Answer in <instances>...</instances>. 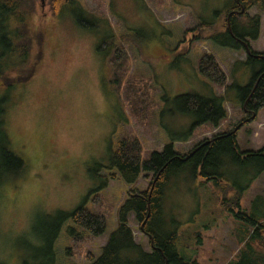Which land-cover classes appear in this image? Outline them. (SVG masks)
I'll use <instances>...</instances> for the list:
<instances>
[{
    "label": "rangeland",
    "instance_id": "obj_1",
    "mask_svg": "<svg viewBox=\"0 0 264 264\" xmlns=\"http://www.w3.org/2000/svg\"><path fill=\"white\" fill-rule=\"evenodd\" d=\"M33 1L35 9L23 27L31 36L34 32L36 44L40 37V54L34 45L33 74L10 89L5 100L3 126L23 170L1 185L0 262L88 264L116 227V210L128 192H141L149 183L139 175L128 185L108 168L118 140L138 138L141 156L147 159L185 135L191 134L174 143L175 150L186 152L198 140L232 129L245 117L239 88L258 67L247 61L245 49L212 37L224 30L232 0H74L60 16L62 4ZM247 12L252 16L258 10ZM77 16L85 23L79 24ZM259 20L258 37L247 39L253 51L264 52V11H259ZM110 34L120 57L107 65V46L99 47ZM224 34L216 38L226 41ZM203 54L212 55L225 85L199 72ZM183 92L211 99L219 111L222 103L219 125L197 123L196 114L185 110L178 97ZM0 94H5L1 80ZM259 120L264 121V114ZM257 121L258 127L263 124ZM247 135L243 132L239 139L241 148ZM221 172L232 184L227 193L188 164L170 177L162 195L163 218L177 232V252L199 264L233 260L253 230L249 219L264 221V171L253 178L249 167L227 163ZM101 175L108 178L105 185ZM238 190L236 206L227 198ZM79 206L104 217V232L95 235L70 216L59 217ZM137 224L130 212L133 239L149 251L148 237Z\"/></svg>",
    "mask_w": 264,
    "mask_h": 264
},
{
    "label": "trees",
    "instance_id": "obj_2",
    "mask_svg": "<svg viewBox=\"0 0 264 264\" xmlns=\"http://www.w3.org/2000/svg\"><path fill=\"white\" fill-rule=\"evenodd\" d=\"M54 1L62 4L58 15L64 7L69 8L74 3V0ZM252 7H256L258 13L251 16L247 11ZM34 9L33 0H0V80L5 90L4 95L0 94V190L3 182L19 175L23 170V160L10 149V141L3 125L6 93L14 86L24 83L34 72L31 51L34 45L40 43L39 36L42 35L40 32L36 34L39 37L36 44L34 32L31 36L28 28L23 27L24 19L30 16ZM259 11H264V0H232V4L225 10L224 30L212 35L222 45L245 49L247 61L257 64L258 68L253 72L250 82L239 88L241 108L245 117L228 131H218L210 137L198 140L186 152L175 150L173 143L169 142L163 144L160 150L152 151L147 159L141 156L142 146L138 138L125 136L119 139L115 150L109 155L108 168L115 170L128 185L134 183L139 175L149 178V183L141 192H128V196L116 210V227L101 246L100 254L90 258L88 264H199L179 255L176 249L177 232L175 229H169L163 218L162 195L170 177L186 165L192 164L194 169H199L206 177L205 181L212 180L225 191L226 188L222 184L230 188L232 184L222 181L225 179L220 171L223 165L232 163L249 167L253 178L264 171V145L257 150L242 151L236 144V133L240 126L254 119L258 110L264 107V52L253 51L247 39H255L259 35ZM14 21L18 23L13 25ZM77 21L79 24L85 23L81 16H77ZM89 23L96 22L91 20ZM236 27H241V32H238ZM219 33H225L226 41L216 38ZM114 40L110 34L101 44L103 46L99 47L101 49L107 46V65H112L120 57ZM110 45L112 47H109ZM38 52L39 47L37 54ZM198 70L211 81L225 85V76L212 55L201 56ZM179 98L185 110L196 114L197 123L210 120L214 125H219L220 118L224 115L222 103L219 104V111L211 99L199 95L182 94ZM114 176V172L109 174V177ZM101 177L105 185L108 178L106 175ZM240 194L241 190H238L227 199L239 206ZM224 200L226 198L222 197V203ZM130 212L134 214L138 230L148 237L149 251L144 250L141 244L133 239L132 229L128 225ZM61 216H70L75 224L95 235L104 232L106 227L101 214L91 213L80 206L59 217ZM242 216L245 217L244 214ZM59 217L53 222L56 229L50 241L57 233ZM249 220L253 224L252 232L243 238L236 257L226 264H264V252L261 250L264 249V221L259 222L257 218ZM53 223L50 225L54 227ZM50 252L53 257V252Z\"/></svg>",
    "mask_w": 264,
    "mask_h": 264
},
{
    "label": "crops",
    "instance_id": "obj_3",
    "mask_svg": "<svg viewBox=\"0 0 264 264\" xmlns=\"http://www.w3.org/2000/svg\"><path fill=\"white\" fill-rule=\"evenodd\" d=\"M65 9H67V8L64 7V9H62V10L64 11ZM60 15L61 14H59V16ZM183 93H186V94H195L196 95V93H194V92H183ZM180 95H182V94H180ZM180 95H178V97ZM239 104L241 105L240 100H239ZM222 106H223V104H222ZM262 114H264V107L263 108H260L258 110V112L256 114V118L254 120H252L250 123H248V124H246L244 126H240V128L237 130V133H236V144H237V146H238V148L240 150H242V151H246V150H257V149L261 148L264 145V121L263 120L257 121V118L259 116H261ZM256 121H257L256 124H258V125H259V123H262V122H263V124L258 127L257 125H255V122ZM243 132H247V134H248L245 137V142H246L245 148H241L240 142H239V139L242 137ZM191 133H192V131H191ZM190 136H191V134L190 135H185L180 140H177V141L176 140H172L171 142L173 143V145L176 142H181V141L184 142V141H186L185 139L190 138ZM167 143H169V142H167ZM223 177L225 179H223L222 181L228 183V181L226 180V177L225 176H223ZM222 186H225L226 193H227L228 190H230L232 188V186L230 188V187H228V186H226L224 184H222ZM229 196H232V195H229Z\"/></svg>",
    "mask_w": 264,
    "mask_h": 264
},
{
    "label": "water",
    "instance_id": "obj_4",
    "mask_svg": "<svg viewBox=\"0 0 264 264\" xmlns=\"http://www.w3.org/2000/svg\"><path fill=\"white\" fill-rule=\"evenodd\" d=\"M43 1V0H42Z\"/></svg>",
    "mask_w": 264,
    "mask_h": 264
}]
</instances>
